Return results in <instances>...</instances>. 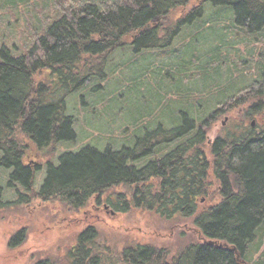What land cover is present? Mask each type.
Masks as SVG:
<instances>
[{
	"label": "trees",
	"instance_id": "1",
	"mask_svg": "<svg viewBox=\"0 0 264 264\" xmlns=\"http://www.w3.org/2000/svg\"><path fill=\"white\" fill-rule=\"evenodd\" d=\"M35 1L0 0L4 11L18 14L23 7L31 19L25 35L30 44L0 47V169L10 173L8 189H32L34 173L25 163L27 148L42 152L76 140L77 122L69 114L68 99L91 90L85 95L90 100L102 92L117 51L134 58L150 52H171L184 28L203 17L206 4L223 7L217 17L227 19L230 28L246 30L256 37L255 41L264 40V0H198L190 10L186 8L195 0H44L46 6L40 11ZM56 4L64 5L65 12L61 11L64 6ZM49 5H56L54 21L46 12ZM178 10L186 12L176 22L171 21ZM191 34L181 39L190 50L157 58L161 65L166 62L171 66L177 62L175 57L181 58L183 67L192 64L193 60L185 61L197 46ZM189 35L193 41H184ZM148 62L138 64L141 72L155 66L153 61L150 65ZM208 64L206 70L223 68L222 63ZM140 86L132 93L134 104L146 93ZM217 91H212L213 108L244 93V97L260 98L253 106L254 112L260 113L264 110V68L245 90L238 88L234 94L227 88ZM175 94L182 101L164 103L167 108L156 94L149 95V108L133 117L134 135L126 144L112 141L105 148L89 144L79 152L61 156L58 165L49 162L38 195L58 197L80 208L97 196L100 202L106 194L108 204L119 213L141 208L164 220L192 219L203 240L176 249L137 241L114 249L90 226L69 251L68 264H264V132L218 138L212 145L210 162L205 156L207 121L189 137L197 130L198 119L203 118L201 109L206 108L197 102L198 97L185 94L179 86ZM129 98L116 103L123 106ZM221 106L231 109L235 104ZM150 108L158 115L149 116ZM177 140L182 144L178 150L164 156L163 146ZM154 152L157 155L152 160L140 164ZM212 179L218 184V200L197 213L199 198L208 194ZM118 187L125 193H114ZM4 189L0 184V209L6 205ZM19 202H25V198ZM17 238L10 243L11 248L25 241L23 231ZM37 264L55 263L42 260Z\"/></svg>",
	"mask_w": 264,
	"mask_h": 264
},
{
	"label": "rangeland",
	"instance_id": "2",
	"mask_svg": "<svg viewBox=\"0 0 264 264\" xmlns=\"http://www.w3.org/2000/svg\"><path fill=\"white\" fill-rule=\"evenodd\" d=\"M199 1L197 0V3L196 0L192 1L186 10L194 8ZM34 3H38L39 7L36 8L38 11L46 6L44 0H36ZM56 5H49L46 8V12L51 16L50 21H54ZM4 10L5 8H0V47L3 44L15 43L19 47L30 44L25 37L29 33L27 23L31 24V19L26 16L28 11L23 7H20L18 14L15 11ZM65 10L64 6L61 9L62 13ZM222 11H224L223 7L206 4L203 17L191 27L184 28L182 37L169 49L171 52H150L143 58L140 56L134 58L128 56L127 53L125 57L121 54L122 52L117 51L111 58V67L110 65L108 67L110 78L102 83V92L90 100L85 98V95L91 90L77 93L68 99L69 114H72L77 122L76 140L59 144L56 148L44 149L42 152L35 147L27 148L25 163L32 168L34 173L31 191L27 192L21 187L8 189L10 173L0 169V184L5 187L3 201L6 204L0 209V264H34L39 259L43 261L48 259L55 264H68L69 251L76 244L79 234L90 226L97 230L102 241L105 240L114 249H121L126 243L135 241L142 244L150 242L159 247L176 249L185 246L188 242H199L202 239L193 226L192 219L164 220L154 214L155 212L141 208H133L128 213H116L112 207L106 208L108 211L105 210L104 203L97 204L95 200L91 201L88 206L76 208L64 203L60 198L45 200L38 194L45 182L46 166L49 162L58 165L61 156L66 153L79 152L82 147L89 144L97 145L98 148H105L112 141L126 144L127 139L134 135L133 120L136 118L133 119V117L140 110L149 108L147 98L151 93L157 95L160 103L168 100L166 103L171 101L176 104L182 101L180 95L175 94V89L179 86L185 94L198 97L196 101L204 105L206 109H201L204 115L203 118L198 119L197 129L202 127L201 123L207 121L205 156L210 162L213 160L211 148L214 142L221 137L233 138L230 131L234 130L235 125L247 124L250 127L251 122L255 120L264 128V110L258 115L253 114L252 119L246 117L256 100L260 98L244 97L243 93L241 96L218 102L219 106L216 109L211 104L214 98L213 90H215L214 93H218V88H227L232 93L238 88L245 90L258 79L264 68L262 67L264 65V40L255 41L256 37L248 34L246 30L234 29L232 26L230 28V22L227 19L217 17ZM185 12L184 10L176 11L171 21L176 22ZM188 33H192L193 40L197 42V46L190 52V55L192 52L194 55H189L188 59L185 58L187 63L193 60L192 64L183 67L180 65L181 58L175 57L177 62L172 63L177 66L173 64L167 66L166 62H162L161 65L160 57L169 58L173 54L180 55L190 50L189 46L181 44V39ZM191 35L183 40H192ZM126 41L131 44L129 39ZM151 57L153 58L148 60ZM130 58L133 59L130 60ZM145 61H149L148 65L153 61L155 66L142 73L138 64H144ZM208 62L220 63V65L222 63L223 68L218 71L212 68L206 70ZM172 75H175L174 79H171ZM140 84L142 85L140 91L148 95L145 93L142 98L140 97V101L134 104L131 96ZM147 87H150L151 91H147ZM162 87H165L164 91L159 90ZM126 96L130 97L128 104L122 106L119 103L118 105L117 100H123ZM188 98L190 97L186 99ZM241 98L248 102L246 104L235 103L231 109L221 106L230 103L233 99ZM240 109H243L244 113L239 112ZM150 111L151 108L148 111L149 116L158 115ZM163 151L165 152L166 149L163 148ZM120 191L125 193L122 187L113 190L114 193ZM217 191L218 184L212 179L208 194L199 198L197 213L209 209L218 200ZM20 198H25V202H19ZM22 229L26 234L25 242L11 248V238Z\"/></svg>",
	"mask_w": 264,
	"mask_h": 264
},
{
	"label": "flooded vegetation",
	"instance_id": "3",
	"mask_svg": "<svg viewBox=\"0 0 264 264\" xmlns=\"http://www.w3.org/2000/svg\"><path fill=\"white\" fill-rule=\"evenodd\" d=\"M168 101V100H167ZM167 101H163V104L164 103H166ZM248 101L247 100H245V99H243V98H241V99H233V100H231L230 101V105H232V104H241V103H244V104H246ZM164 105H166V107L168 106V104H164ZM165 108V107H164ZM253 111H255L253 108L252 109H250V111L248 112L249 113V116H247V114H246V117L247 118H249V119H252V117L254 116L253 114H255V115H258V114H260V113H257V111L254 113ZM182 112V111H181ZM239 112H242V113H244V111H243V109H240V111ZM182 113H185V112H182ZM179 115V114H178ZM263 123H264V121H263ZM234 130L233 131H230V133H231V135L232 136H236V137H238V136H241L242 134H245V133H247V132H255L256 134H261V133H263L264 132V128L262 127V126H260L258 123H257V121H252L251 122V125H250V127H248L247 126V124H244V125H235L234 126V128H233ZM197 131H199V129H197V130H195L194 132H192L191 134H189V137H192V136H194V135H196L197 134ZM183 141H185V139L183 140ZM168 143V142H167ZM183 143V142H182ZM179 144H181V141H179V140H177V141H175V142H172L171 144H168V145H166V146H163V148H165L166 149V151L164 152L163 151V154H164V156H167V155H170L172 152H176V150H178V148L182 145H179ZM168 151V152H167ZM155 153H157V152H154V154H152L148 159H146V160H144V161H142L140 164H145V163H147V161L149 162V160H152V158L155 156V155H157V154H155ZM61 158V157H60ZM59 161H60V159H59ZM59 161H58V164H59ZM139 164V163H138ZM46 173H47V171H46ZM111 193V195L112 196H114V198L116 197L115 195H114V193L113 192H110ZM119 193V195L120 194H122V192L120 191V192H118ZM117 194V193H116ZM109 195H103L102 197H101V200H100V202H98V200H99V197L100 196H97V197H94V198H92L91 199V201H94L95 200V202H97V204H101V203H104V209L105 210H107L108 211V209H106V208H108V207H110L111 208V206L108 204V199L106 198V197H108ZM55 198H58V197H55ZM42 199H45L46 200V198H42ZM49 199H53V198H49ZM116 199V198H115ZM91 201L88 203V204H90L91 203ZM88 204L86 205V206H88ZM68 205H71V204H68ZM72 206V205H71ZM83 207H85V206H83ZM82 207V208H83ZM115 210V209H114ZM116 211V210H115ZM118 211H116V213H117ZM112 214H114L115 212H111ZM88 228V227H87ZM86 230V228L82 231V232H84ZM21 231H23V233H24V239H25V231L22 229V230H20L19 232H17L12 238H11V240H10V243L11 242H13L15 239L16 240H18L19 238H17V237H19V235H20V233H21ZM25 242V241H24ZM21 245V244H20ZM44 260H46V259H44ZM48 260V259H47ZM46 260V261H47ZM42 261V259L40 260H37V262H35L34 264H37L38 262H41ZM50 261V260H49Z\"/></svg>",
	"mask_w": 264,
	"mask_h": 264
}]
</instances>
